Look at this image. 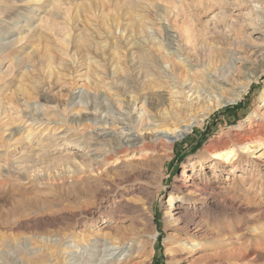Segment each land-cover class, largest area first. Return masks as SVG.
<instances>
[{"label":"rangeland","instance_id":"rangeland-1","mask_svg":"<svg viewBox=\"0 0 264 264\" xmlns=\"http://www.w3.org/2000/svg\"><path fill=\"white\" fill-rule=\"evenodd\" d=\"M84 1L68 0L62 6L61 17L51 23L53 30L39 31L44 57L26 80L17 72L7 78L5 85L0 83V158L4 160L0 161V261L42 262L50 257L56 261L61 240L70 242L77 240L78 236H85V242H88L100 232V227L107 224L111 226V237H138L141 243L144 242L143 257L126 264H264V165L260 163L264 161V147L253 150V160L259 159L257 166L248 167L243 174L237 170L234 179L232 175L226 179L222 167L209 171L212 168L207 164L202 175H196L201 181L207 180L211 187L216 182L213 177L217 178L219 186L226 187L215 194L236 198L233 212L217 211L215 201L209 203L208 213L204 210L200 217L205 232L203 238L200 237L203 249L198 254L201 256H191L180 250L176 232L169 227L165 217L169 193L182 181L183 171L188 174L190 165L207 157L204 152L207 144L228 140L251 129L264 130V102L261 99L264 73L257 76L258 80L253 81L245 96L238 100L233 98V93L241 90L246 80L264 65V37L247 34L250 29L245 19L251 17L249 8L245 9L246 4L243 6L241 0H226V11L231 19L242 23L234 26L230 33L236 45L216 64L220 71L232 67L234 62L237 78L232 82L233 86L223 85L224 89L217 92L219 100L231 101L217 107L211 104L213 110L203 120L200 116L204 108L193 106L189 114L180 108L182 118H186L184 121H188L190 114L196 118H189L192 129L169 149L164 132L156 129L150 121L152 118L156 120L158 116H154L158 113L148 110L156 103L158 93L168 104L167 90L140 91L129 116L136 117L137 111L147 110L142 135L146 139L154 135L162 141L153 146L147 142L146 150L138 154L140 161L121 163L98 179L87 180L79 174L81 166L77 165L82 160L87 163L80 155H85L87 149L82 150L76 145L81 125L84 145L88 143L90 148L101 149L104 140L100 139L97 145L90 139V131L110 130L109 124L103 123L110 119L108 105L113 119L126 114L133 98L123 86L125 70L132 69L133 61L136 67L143 61L134 49L129 51L124 39L117 44L111 39V36L119 38V31H113L117 25L113 20L124 27L136 19L138 12L146 13L145 32L155 34L153 41L162 44L167 57L176 44L167 38L165 28L171 31L181 29L192 15L195 27L201 29L202 23L213 14H205L203 0H174L176 3L170 0H132L138 8L133 13L124 16L110 9H101L93 15L81 11ZM66 13L71 18L70 23L77 27L68 46L62 43ZM26 16L31 18L29 14ZM20 21L23 22L24 17H20ZM11 26L0 30V40L16 33L9 32ZM109 31L113 35H109L105 49L100 50ZM85 38L99 43V48L92 45L85 54ZM215 40L219 46L228 48L229 39L216 36ZM48 54L53 58V67L57 66L51 78L42 71ZM201 60L206 63L203 57ZM159 61L160 64L163 62L162 59ZM242 65L247 69L245 75L240 70ZM5 66L7 62L0 64L3 70ZM132 74L137 76L135 72ZM211 75L217 76L214 71ZM133 87L139 89L137 85ZM81 92L88 93V100L78 97ZM254 112H257V118L252 120ZM90 113L93 117L78 126V119L88 117ZM8 145L9 155L6 156ZM5 161L9 164V176ZM75 175L81 181L76 185ZM118 201L120 205L116 204ZM125 201V209L119 214Z\"/></svg>","mask_w":264,"mask_h":264},{"label":"bare ground","instance_id":"bare-ground-1","mask_svg":"<svg viewBox=\"0 0 264 264\" xmlns=\"http://www.w3.org/2000/svg\"><path fill=\"white\" fill-rule=\"evenodd\" d=\"M67 1L68 0H0V30L5 26L8 27L12 25L9 32L11 30L12 32L16 31L13 36H7L2 39L7 40V42L4 43L0 40V64L2 62H7V66H5L4 70L0 67V83L3 82L5 85L7 83V78L17 72L22 74L21 77L23 80H26L27 77L33 73L35 70L34 67L41 63L44 57L38 33L45 28L53 30L51 23L54 24V20H58L61 17L63 13L62 6ZM170 1L175 2L174 0ZM241 2L242 5L243 3L246 4L245 9L249 8L248 15H251L249 18H244L246 22L245 20L243 21V25L245 22L250 29V32L247 34L261 35L264 37V0H241ZM133 3L135 2L132 0H85L81 11H86L94 15L99 13L101 9H110L125 16L129 12L133 13L135 10H138ZM226 4V0H203L205 14L213 15L209 20L204 21L205 23H202L201 29L195 27L191 14L188 18V22H186L181 29L179 28L175 31H171L165 28L164 32L167 38L176 44V48L168 52L167 57L164 55L162 44L153 41L156 39V37H154L155 34L151 31L148 33L145 32L146 27H144V21L146 20V13L141 14V12H136V19L131 21L128 25L125 24L126 26L124 27H121L117 20H113L115 25L117 24L114 26L113 31H119V38H112L111 35L113 34L109 31L108 35L105 34L106 40L102 42L105 44H103L100 50L105 49L110 35L111 39L114 40L116 44L117 42L119 43L121 39H124L125 45L128 47L129 51L134 49L138 54V58L143 61L138 67L135 66L136 62L133 61L132 69L125 70L126 78L123 86H125V90L128 91L129 94H132L131 98H133V104H131L129 109L125 110L126 114H122L123 116L120 115L118 118L113 119V116H111L112 109L108 105L107 110L110 112V119L104 120L103 123L109 124L110 130L95 129L94 131H90V134H92L90 139L95 140L94 142L97 143V145L100 139L104 140V143H102V145L100 144L101 149L97 147L90 148L87 146L88 143L84 145V131L81 125L82 130H80L77 135L76 145L82 150L87 149L85 155L80 154L83 158H86L87 163H84L83 160L78 162L77 165L81 166V172L79 174H82L87 180L98 179L99 176H102L104 173L106 174L108 170L121 163L140 161V155L138 154L146 150L148 147L147 142L149 145L153 146L162 141L153 137L154 135L148 139L144 138L142 135V123L144 119L147 118V110L143 109L137 111L138 115L136 117L129 116L132 111V106L135 107L136 105V94H139L140 91H149L154 88L167 90L168 104H165L166 99L163 98L162 94L158 93V97L156 96V103L152 105V107L150 106L151 109L148 107V110L158 113L154 116L156 118L158 116V118L156 120L152 118L150 121L156 129H161L164 132L163 137L169 149L172 148L175 141L186 136L192 129L193 123H190L189 118H196V116L190 114V116L187 117L188 121H184L186 118H182L180 108H182V110H187L188 114L192 112L195 106H198L197 109L204 108V113L200 116L202 117L201 120H203V117L212 112L213 107H211V104L217 107L222 103L228 104V102L231 101L230 99H226L228 102L219 100V98H217V92L220 89H224V87L233 86L232 82L237 78L234 62H232V67H227L225 70L220 71L216 64L227 56L232 46L236 45L235 40L230 37V33L234 29V26L237 27L242 23L239 24V22H236L237 20L231 19V16L226 11ZM174 5L175 4H173V6ZM147 7L144 9L147 10ZM160 11L164 12L163 10ZM27 14L31 15V18L27 17ZM164 16L166 17V14H164ZM20 17H24L23 22L20 21ZM161 19L164 18H160L159 20ZM64 20L66 21V25L62 30V43L68 46L75 35V31H77V27L70 23L71 18L68 14L65 15ZM6 21L8 22L7 25L5 24ZM216 36H222L225 40L229 39V43H227L229 49L219 46V42L215 40ZM84 42V53L85 51L87 52L92 45L96 49L99 48V43H94L88 38H85ZM115 46L119 48L118 45ZM30 48L33 49L28 52L27 50ZM202 57L205 59L206 63L202 62ZM89 59L92 60L91 58ZM161 59L163 62L160 64L159 60ZM44 62L45 64L42 71L51 78L57 66L53 67V58L51 55L49 56V54L46 55ZM240 70L241 73L245 75V71L247 70L246 66H240ZM212 71H214L217 76L211 75ZM132 72H135L137 76L133 75ZM263 73L264 65L257 74L246 80L241 90L233 93L234 100H238L245 96L253 81L258 80L257 76ZM36 84L41 85L39 82ZM136 85L139 89L133 87ZM88 96V93L86 94L85 92H81L78 95L80 99L85 98L86 100H88ZM261 99L262 102H264V89ZM143 100L145 101V99ZM87 102L88 101H86V103ZM101 111H103V109ZM91 117H93V114L90 113L88 117L78 119V126ZM255 118H257V112H254V118H252V120H255ZM195 124H197V122H195L194 125ZM6 126L7 125L4 124V127L8 128ZM258 126L260 127V125ZM29 136H27L28 139ZM258 147H264V130H247L245 133L233 135V137L228 140H218L207 144L204 148L207 157L190 165L188 174L183 171L181 175L182 181L169 193L167 211L165 213L169 227L176 232L175 237L181 251H185L186 254L188 253L191 256L201 253L203 244L200 242V237H202L205 232L200 224V217L205 211L208 213V205L211 201H215V209L217 211L228 213L236 210L235 197L215 194L217 190L218 192H222L226 187H220V182L217 183V178L213 177L214 181H216L214 182V187H211L207 180H199L198 176L202 175L204 165L207 164L212 168L209 171L222 167L225 170L226 179L229 175H232V179H234L237 170L241 171L243 174V171H246L248 167H252L253 169L254 166H257L259 159L253 160L252 156L255 154L253 150ZM8 149L9 145L7 146L6 156L9 155ZM0 161L4 160L0 158ZM4 163L7 166L6 174L9 176L8 161ZM260 163L264 165V161ZM196 175L198 176L196 177ZM74 181L75 185L81 182L76 175ZM186 203L189 204L187 205ZM116 204L120 205V201L116 202ZM125 204H127V201L121 205L118 213L125 209ZM213 206L214 205H212V207ZM149 219L150 218H148V222H150ZM109 226L106 224V226L100 227V232L98 234L95 233V237L92 236L93 238L88 242H85L87 241L85 236H78L77 240H72L70 242L66 239L61 240V247L58 252L56 251L58 256L56 261L50 257L48 260L42 262L17 260L15 262L0 261V264H126L131 260L143 257L145 250L144 242L141 243L138 237L130 239L124 237H111L109 232L111 226ZM151 245H153V243H151Z\"/></svg>","mask_w":264,"mask_h":264}]
</instances>
